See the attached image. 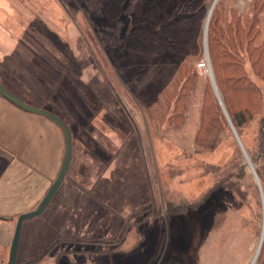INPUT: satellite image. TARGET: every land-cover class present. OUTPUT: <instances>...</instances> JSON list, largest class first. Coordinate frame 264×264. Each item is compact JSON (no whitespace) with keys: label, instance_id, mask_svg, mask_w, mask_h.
Returning a JSON list of instances; mask_svg holds the SVG:
<instances>
[{"label":"rangeland","instance_id":"rangeland-1","mask_svg":"<svg viewBox=\"0 0 264 264\" xmlns=\"http://www.w3.org/2000/svg\"><path fill=\"white\" fill-rule=\"evenodd\" d=\"M251 1L226 3L242 12ZM39 7L52 14V30L45 37L53 56L66 57L71 100L81 99L86 108L82 114L81 107L54 103L52 110L69 125L74 149L75 138L101 136L109 141L101 145L102 170L90 160L94 149L84 153L85 169L70 178L73 182L69 172L46 210L23 223L16 264H251L261 240L263 207L252 170L241 168L245 155L229 125L213 150L202 152L195 145L208 98L206 83L216 96L209 75L198 70L184 116H174L176 124L167 120L173 113L159 118L164 111L156 104L151 120L137 95L151 86L155 91L170 86L177 61L156 49L150 65L131 78L132 70L125 65L121 79L114 73L108 41L131 38L128 15H121L114 34L110 9L101 0H40ZM259 24L257 43L264 38V10ZM203 50L196 65L206 57ZM246 70L262 89L264 114V81L254 76L249 63ZM159 103L164 105L161 97ZM258 118L241 134L249 158V151L256 152ZM61 165L49 170L51 177L35 180L37 204L0 215L6 219L0 220V264H8L18 217L38 207ZM107 168L102 189L93 188Z\"/></svg>","mask_w":264,"mask_h":264},{"label":"trees","instance_id":"trees-1","mask_svg":"<svg viewBox=\"0 0 264 264\" xmlns=\"http://www.w3.org/2000/svg\"><path fill=\"white\" fill-rule=\"evenodd\" d=\"M101 1L110 9L114 34L119 31L121 15L126 14L131 19L129 40L120 42L119 38H111L108 41L116 77L124 79L120 75L126 73L125 65L132 70L130 78L133 77L135 71L154 61L156 49L167 52L179 64L170 86L161 91L151 86L137 95L147 118L155 120L152 108L156 104L164 111L159 113V118L173 113L167 120L169 124H176L178 117L174 116H184L186 98L199 78L196 62L203 57L204 26L212 0ZM263 10L264 0H252L248 11L242 12L228 7L226 0H218L208 24L206 42L220 98L240 139L247 124L259 117L256 152L248 154L264 195L263 92L246 70V63H249L254 76L264 81V38L257 43L262 32L259 17ZM66 11L70 12L67 6ZM205 88L208 98L203 104L195 138V145L202 152L213 150L221 132L229 129L222 106L209 83ZM160 97L164 105L159 103ZM246 166V163L241 165L242 170ZM256 264H264V241Z\"/></svg>","mask_w":264,"mask_h":264},{"label":"crops","instance_id":"crops-1","mask_svg":"<svg viewBox=\"0 0 264 264\" xmlns=\"http://www.w3.org/2000/svg\"><path fill=\"white\" fill-rule=\"evenodd\" d=\"M39 1L0 0V83L29 106L58 116L51 108L54 103L61 108L73 105L81 107L83 114L85 102L81 99L77 102L75 98L71 100L69 91L73 84L66 82V57L58 55V60L50 53L49 39L45 34L52 30L49 25L52 14L40 9ZM52 42L50 47H53ZM56 73L59 80H56ZM103 141L109 139L101 136L75 138V149L72 142V158L67 173L68 176L71 172V177L68 180L73 182L74 177L85 169L83 154L93 149L95 152H92L90 160L102 170ZM123 150L126 151V148ZM64 157L65 136L58 125L44 116L20 108L0 94L1 216H6L7 211L22 208L23 204L28 206L33 201L37 204L38 185L35 180L51 177L50 171L55 168V163L62 161L63 164ZM108 171L107 168L94 181L93 188L98 186L102 189V180Z\"/></svg>","mask_w":264,"mask_h":264},{"label":"water","instance_id":"water-1","mask_svg":"<svg viewBox=\"0 0 264 264\" xmlns=\"http://www.w3.org/2000/svg\"><path fill=\"white\" fill-rule=\"evenodd\" d=\"M218 0H212L210 7H209V13L207 16V21H206V29H205V52H206V57L209 59V54H208V49H207V29H208V24L212 15V12L214 10V7L216 5ZM210 60V59H209ZM210 80H211V84H212V88L216 94L217 99L219 100L222 109L225 113V116L228 120V123L230 125V129L234 135V137L236 138L239 146L241 147L244 155H245V160H246V165L250 167V169L253 172V175L255 177L256 183L260 189V193H261V197H262V207H263V230H262V235H261V240L260 243L258 245V249H257V259L255 264L257 263L259 256H260V252H261V248L263 245V241H264V195H263V191H262V187H261V183L260 180L256 174V171L253 167L252 162L250 161L249 156L247 155L245 148L225 110V107L222 103V100L220 98V94L218 92V88L214 79V75L211 69V73L209 74ZM0 94L2 96H4L6 99H8L9 101L13 102L14 104H16L17 106H19L20 108L34 113V114H38L41 116H44L50 120H52L56 125H58L62 131L64 132V136H65V157H64V161L60 170V173L57 177V179L54 181V183L52 184V186L50 187V189L48 190V192L46 193V195L44 196V198L42 199V201L40 202L39 206L33 210V211H29L26 213L21 214L18 217L16 226H15V230H14V234H13V238H12V242H11V247H10V251H9V260H8V264H16V256H17V251H18V246H19V241H20V235H21V230H22V226L23 223L29 219H33L36 218L38 216H40L48 207V205L50 204L51 200L53 199L54 195L56 194V192L59 190V188L61 187L62 183L64 182V180L66 179L67 173H68V169L71 163V158H72V141H71V132L70 129L68 128V126L62 121V119L55 115L52 114L51 112H48L46 110H42V109H38L32 106H29L27 104H25L22 100H20L18 97H16L15 95H13L12 93H10L1 83H0ZM1 221H6L5 218L0 217ZM29 263V262H28ZM26 263V264H28Z\"/></svg>","mask_w":264,"mask_h":264},{"label":"built area","instance_id":"built-area-1","mask_svg":"<svg viewBox=\"0 0 264 264\" xmlns=\"http://www.w3.org/2000/svg\"><path fill=\"white\" fill-rule=\"evenodd\" d=\"M197 68L201 73L204 72L209 75L211 73L210 60L205 57L200 63H198Z\"/></svg>","mask_w":264,"mask_h":264},{"label":"bare ground","instance_id":"bare-ground-1","mask_svg":"<svg viewBox=\"0 0 264 264\" xmlns=\"http://www.w3.org/2000/svg\"><path fill=\"white\" fill-rule=\"evenodd\" d=\"M257 252H256V254H255V256H254V258H253V260H252V262H251V264H255V262H256V259H257Z\"/></svg>","mask_w":264,"mask_h":264}]
</instances>
